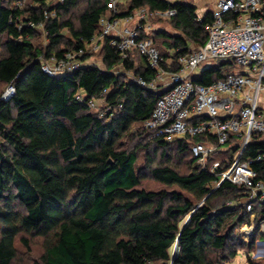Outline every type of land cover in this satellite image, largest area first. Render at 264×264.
<instances>
[{"label": "trees", "instance_id": "16d2710c", "mask_svg": "<svg viewBox=\"0 0 264 264\" xmlns=\"http://www.w3.org/2000/svg\"><path fill=\"white\" fill-rule=\"evenodd\" d=\"M26 1L0 0V97L7 85L15 89L9 101L0 100V264H12L17 244L29 249L33 239L42 243L33 264H227L241 251L258 264L248 256L254 240L240 236L251 216L239 203L244 188L227 181L215 188L217 175L196 166L190 152V144L215 139L169 143L142 128L161 96L127 77H154L142 56L134 51L122 59L106 38L97 53L102 67L56 78L42 71L41 60L86 47L112 0ZM118 1L120 19L140 8L175 12L172 31L154 32L160 52L173 49L177 58L207 39L212 15L197 21L187 0ZM49 13L55 16L45 18ZM37 23L42 29L30 26ZM223 66L233 68L214 66L194 81L211 85L230 73ZM104 91L116 109L109 121L75 100ZM261 154L264 139L254 135L244 160ZM232 161H220L217 170ZM252 167L255 181L264 182V159ZM147 177L163 188H142ZM254 208L257 221L264 218V206Z\"/></svg>", "mask_w": 264, "mask_h": 264}, {"label": "built area", "instance_id": "2783aa9c", "mask_svg": "<svg viewBox=\"0 0 264 264\" xmlns=\"http://www.w3.org/2000/svg\"><path fill=\"white\" fill-rule=\"evenodd\" d=\"M24 0H16L21 5ZM62 2L63 0H58ZM118 0H112L108 16L99 20V31L84 49L66 52L60 57L41 60V69L49 77H61L86 66H94L90 59H82L98 53L106 38L122 59L134 51L142 56L154 71L149 81L139 76H129L130 81L151 91L162 88L154 110L142 128L152 132V138L174 142L184 138L210 137L215 142L197 141L190 144L195 164L201 170L216 174L218 182H230L244 188L240 203L251 213L252 221L243 225L240 236L243 241L254 240L253 259L264 258V218L257 221L255 206H264V182L255 181L254 162L264 159V154L254 160H244V151L254 135L264 139V0H215L212 21L206 26V41L196 50H188L176 58V71H166V59L154 44L151 20L171 18L175 12H150L140 8L132 15L117 18ZM49 13L45 18L54 17ZM31 27L42 29V24ZM142 35V36H141ZM232 65L234 72L226 74L211 85L204 86L192 79L200 71L218 65ZM15 93L9 84L0 100L9 101ZM104 91L99 97H86L78 93L75 100L96 110L100 119L109 121L116 109L106 103ZM97 102L102 104L97 108ZM121 106H118L120 109ZM234 148L232 163L218 171V163L209 165V155L214 148ZM257 234V235H256ZM256 236V237H255Z\"/></svg>", "mask_w": 264, "mask_h": 264}, {"label": "rangeland", "instance_id": "374dc122", "mask_svg": "<svg viewBox=\"0 0 264 264\" xmlns=\"http://www.w3.org/2000/svg\"><path fill=\"white\" fill-rule=\"evenodd\" d=\"M57 1L58 0H47V2L51 3L52 5L55 4ZM122 3H124V1H122ZM151 25L153 29L165 28L169 30L170 28L168 19L154 18L151 21ZM41 44L43 46L48 45V40L45 36L41 39ZM91 57L93 59H98L97 53H94L93 56H90L89 58L90 60H92ZM223 67H224V72H227V71L230 73L234 72V69L229 68V66H223ZM128 74H130L129 76L133 75L131 73H128ZM129 76L127 77L129 78ZM5 88L3 89V91L5 90ZM162 90H163L162 88H158L155 91L157 93H161ZM101 107H102V104L100 102H97V108L100 109ZM233 152H234V148L232 147H228V148L216 147L210 152V155H209L210 160L208 164L211 165L214 162H220L224 159H227L228 157L233 155ZM143 161L144 159H142L141 157L139 159V165H143L144 163ZM141 187L146 190H153V191H157L163 188L162 185H159L158 183L154 182L153 179H151L150 177H147L144 181H142ZM259 218H261V216ZM250 220H251V216H250ZM259 240L263 242L264 236H260ZM17 250H18L17 257L12 264H33L34 262L38 261L40 255L42 254V243L40 240L33 239L31 240L29 249L24 248L21 244L18 243ZM253 254L254 253L251 252L248 256L253 257ZM246 256H247L246 253L241 251L238 253L237 257L231 263H227V264H248L246 260L247 259ZM253 261H255L258 264H264V258L263 259H253Z\"/></svg>", "mask_w": 264, "mask_h": 264}, {"label": "crops", "instance_id": "0c3cea01", "mask_svg": "<svg viewBox=\"0 0 264 264\" xmlns=\"http://www.w3.org/2000/svg\"><path fill=\"white\" fill-rule=\"evenodd\" d=\"M26 1V0H24ZM189 3H191L192 5H194L196 7V15H197V21H201L203 20V18L206 16V15H209L213 13L214 11V4H215V0H187ZM59 2V1H57ZM56 2V3H57ZM164 19H168V18H164ZM161 30H164V31H172L171 28H169V30L165 29V28H157V29H153V31L151 32V36H155L154 34L157 32V31H161ZM155 32V33H154ZM155 44V43H154ZM102 47V46H101ZM201 46L199 47H194L193 45H188V50H196L198 48H200ZM166 59V67H165V70L166 71H176L177 70V65H176V57H174V53H175V50L173 49H169V50H164L163 52H160ZM92 58V57H91ZM91 63L95 66H100L102 67V61L100 58L98 59H93L90 60ZM118 70V69H117ZM206 70V69H204ZM200 71L198 75H195V77H193L192 79H197L201 76V73L204 71ZM115 73H117V71L115 70ZM130 74L127 73V76H129ZM159 88H164V86L160 85ZM262 103H264V99L262 100ZM252 221V219L250 220V222Z\"/></svg>", "mask_w": 264, "mask_h": 264}]
</instances>
